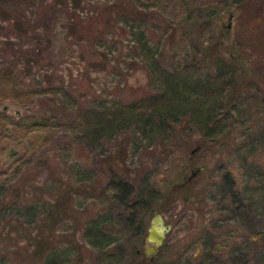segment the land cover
Segmentation results:
<instances>
[{
    "label": "rangeland",
    "instance_id": "obj_1",
    "mask_svg": "<svg viewBox=\"0 0 264 264\" xmlns=\"http://www.w3.org/2000/svg\"><path fill=\"white\" fill-rule=\"evenodd\" d=\"M186 1L197 15L190 37L171 43L158 28L147 33L153 45L146 53L117 29L95 45L77 27L90 0L74 12L67 0H0V67H12L14 81L28 89L66 91L25 106L0 99V114H47L57 128L46 141L40 133L34 152L16 144L11 131L0 138V171L8 178L0 188V264H47L49 256L51 264H108L84 237L87 223L101 218L110 240L103 249L120 256L109 264H264V0ZM163 2L167 16L178 10L179 0ZM96 21L104 24L102 17ZM150 53L158 61H148ZM181 64L201 84L226 73L217 112L230 117L215 139H204L182 110L156 137L142 136L135 122L98 138L71 128L78 108L144 99L161 90L157 68ZM10 149L17 154L7 159ZM123 150L134 189L147 177L156 191L138 239L131 231L120 235L127 212L107 187L112 171L121 173L107 157ZM225 171L236 203L228 197ZM155 213L170 230L149 260L136 249Z\"/></svg>",
    "mask_w": 264,
    "mask_h": 264
},
{
    "label": "trees",
    "instance_id": "obj_2",
    "mask_svg": "<svg viewBox=\"0 0 264 264\" xmlns=\"http://www.w3.org/2000/svg\"><path fill=\"white\" fill-rule=\"evenodd\" d=\"M65 1L62 0L64 3ZM74 1L75 4L72 3V0H67L69 11H76L79 2L82 0ZM140 1L90 0L89 14H86L87 17L85 18H80L77 27H80L81 30L86 29L93 38L95 45L100 44L105 36L113 35L115 29L120 30L123 34L126 31L131 37L132 43L139 45L141 51L146 53L153 45L148 41L147 33L149 34L158 28L161 37L168 41L171 40V43L177 42L179 38L184 40L190 37L192 26L197 22V15L196 11L189 7L186 0H179L178 10L169 16L164 11L163 0L162 3L161 0H142L146 3L144 5ZM85 3L88 4L86 1ZM101 17L104 18L103 25L96 21ZM68 22L69 25L72 24L71 20ZM148 61L155 63L158 60L155 58V54L150 53L148 54ZM29 63H31L30 60ZM221 65L220 68L223 67ZM186 68V64H181L178 69L171 71L157 68L154 81L160 84L161 90L150 92L144 99L129 103H121L112 99L103 102L102 108L99 109L96 106L90 109L78 108L77 115L72 119L73 126L71 128L85 130L86 133L80 137H88L90 134L98 138L99 134L102 135L101 132L108 131L112 134L115 129L127 123L135 122L142 136L156 137L159 131L166 130V125L169 126L168 122L164 123L167 118L172 113H179L182 110L183 113L189 112V115L197 121L204 139H215L222 133L223 129H227V120L230 117V114L223 115L217 112L220 107L219 98L223 97L224 99L222 84L226 73L219 70V74H215L201 84L197 79H192L194 75L189 74ZM14 72L12 67H0V99L11 98L15 102H22L25 106L32 100H38L41 97H51L50 95H57L58 93L66 94L63 87L58 86L43 87L39 85L35 89H28L22 81H14ZM7 87H9L8 91ZM41 102L43 100L39 101V103ZM234 117L236 121L240 118L238 114ZM8 125L11 126L10 130L7 128ZM10 131L15 143L23 146L25 151H30L34 147L33 145H38L39 139L43 138V141H46L52 138L57 128L55 119L47 114L32 112L16 119L0 114V138L5 137L4 133ZM40 133L46 134L45 137L41 136L40 138ZM36 147L38 148L35 146L32 149L33 152ZM124 156V150L121 151V154L108 155L107 159L112 161L114 166L119 167L121 173L112 171L107 187L112 193L110 198L127 212L121 223L120 235L123 236L125 232L131 231L134 238L138 239L141 234L140 230L145 223L144 216L150 211L156 191L150 187L147 177L141 179L135 188L136 190L134 189L129 182V170L124 166ZM6 174V171H0V188L8 179ZM224 178L230 193L228 197L231 202L236 203V194L231 189V173L225 171ZM104 222L105 218L89 221L84 230V237L87 244L98 248L104 253L102 259L110 263L113 259L119 260L120 256L113 258L114 253L111 252L110 248L103 249L106 244L110 243L104 234L106 228L105 224L103 225ZM107 225V228H110L108 223ZM51 259L52 256H49L48 263L47 261L46 263L51 264Z\"/></svg>",
    "mask_w": 264,
    "mask_h": 264
},
{
    "label": "water",
    "instance_id": "obj_3",
    "mask_svg": "<svg viewBox=\"0 0 264 264\" xmlns=\"http://www.w3.org/2000/svg\"><path fill=\"white\" fill-rule=\"evenodd\" d=\"M16 154L17 151L10 149L8 152L7 159L11 156H15ZM198 170L199 167H196L191 172L190 177H192ZM169 230L170 225L164 223L161 214L155 213L149 222L147 233L145 236V240L149 243V245H147L143 249V254H145L149 260H152L155 254L158 252ZM136 250L138 251V249Z\"/></svg>",
    "mask_w": 264,
    "mask_h": 264
},
{
    "label": "flooded vegetation",
    "instance_id": "obj_4",
    "mask_svg": "<svg viewBox=\"0 0 264 264\" xmlns=\"http://www.w3.org/2000/svg\"><path fill=\"white\" fill-rule=\"evenodd\" d=\"M141 242H142V247L141 248H139L138 249V251L137 252H140V253H142L143 254V249L147 246V245H149V243L145 240V238H143V239H141ZM145 257H147L145 254H143Z\"/></svg>",
    "mask_w": 264,
    "mask_h": 264
}]
</instances>
